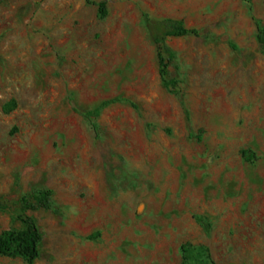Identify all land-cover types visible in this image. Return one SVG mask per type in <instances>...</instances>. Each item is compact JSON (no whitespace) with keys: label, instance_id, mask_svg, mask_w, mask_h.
Here are the masks:
<instances>
[{"label":"rangeland","instance_id":"1","mask_svg":"<svg viewBox=\"0 0 264 264\" xmlns=\"http://www.w3.org/2000/svg\"><path fill=\"white\" fill-rule=\"evenodd\" d=\"M91 1L106 19L0 0V196L47 188L60 210L0 212V235L32 218L35 264H264V0ZM143 11L202 35L168 40L177 94ZM116 97L136 108L106 109L97 140L82 113Z\"/></svg>","mask_w":264,"mask_h":264},{"label":"trees","instance_id":"2","mask_svg":"<svg viewBox=\"0 0 264 264\" xmlns=\"http://www.w3.org/2000/svg\"><path fill=\"white\" fill-rule=\"evenodd\" d=\"M89 4L95 5L98 8V16L101 20L108 17L109 11L106 2H95L87 0ZM144 23L151 34L152 41L156 48V54L159 66V75L163 82V85L167 90L173 94H177L178 81L176 79L169 78V68L172 62L177 58L176 53L168 44V40L171 38H186V37H201L199 30L194 28H188L181 20L176 19H154L147 12H142ZM257 41L264 53V26L257 22ZM121 102H128L134 108L136 105L128 99L122 97H116L103 101L97 107L90 111L82 113V116L90 123L97 140L101 138L100 125L98 119L102 113ZM16 107V103H10L5 112L10 113ZM245 157L247 152H244ZM248 158V157H247ZM54 192L50 189H36L31 191L28 195L24 196L17 202H11L0 196V212H13L15 209H21L23 211L36 210L43 208L47 211H51L55 215L60 214V210L54 206ZM26 228L23 231H5L0 235V255L6 257H23L28 264H35L40 258V246L43 242V236L39 227L32 218L23 220ZM205 229L210 231V225L206 224ZM99 234L93 235L91 238H97ZM187 254V251H185ZM210 264H216L211 259ZM185 261L189 259L188 255L184 256Z\"/></svg>","mask_w":264,"mask_h":264}]
</instances>
